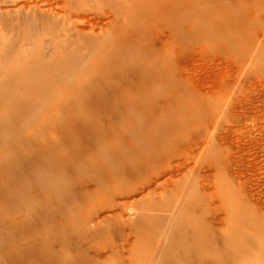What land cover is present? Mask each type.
Instances as JSON below:
<instances>
[{"label": "rangeland", "instance_id": "obj_1", "mask_svg": "<svg viewBox=\"0 0 264 264\" xmlns=\"http://www.w3.org/2000/svg\"><path fill=\"white\" fill-rule=\"evenodd\" d=\"M0 264H264V0H0Z\"/></svg>", "mask_w": 264, "mask_h": 264}]
</instances>
